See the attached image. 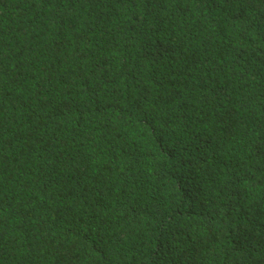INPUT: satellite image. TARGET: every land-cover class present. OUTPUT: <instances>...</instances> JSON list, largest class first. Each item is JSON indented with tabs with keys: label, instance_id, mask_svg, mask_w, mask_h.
I'll return each mask as SVG.
<instances>
[{
	"label": "trees",
	"instance_id": "1",
	"mask_svg": "<svg viewBox=\"0 0 264 264\" xmlns=\"http://www.w3.org/2000/svg\"><path fill=\"white\" fill-rule=\"evenodd\" d=\"M0 264H264V0H0Z\"/></svg>",
	"mask_w": 264,
	"mask_h": 264
}]
</instances>
